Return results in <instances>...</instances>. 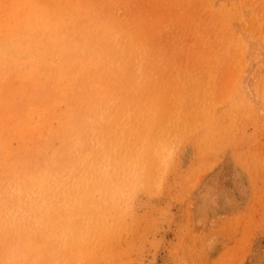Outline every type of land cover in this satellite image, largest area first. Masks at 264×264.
Wrapping results in <instances>:
<instances>
[{"label":"rangeland","instance_id":"obj_1","mask_svg":"<svg viewBox=\"0 0 264 264\" xmlns=\"http://www.w3.org/2000/svg\"><path fill=\"white\" fill-rule=\"evenodd\" d=\"M59 3L64 8V12L70 15V20L68 22V32L64 38V41H62V48L67 51L65 54V64L72 66L70 69H73L77 76L76 82L68 88L67 95L65 96L66 98L63 97V99L65 98V101L63 104H61V107L64 108V110L68 108L67 110H70L69 114L71 113V118L69 119L70 123H67V125L69 124L70 127L66 126L68 128H64L65 130L62 137L60 136L59 138L58 136L54 135V130L49 129L48 127H45V130H39L40 127L38 128V126L35 124L36 122L31 118V116H33L31 115V111H43L45 109L47 111H51L54 108V105H59L58 96H56L58 95L57 89H55L56 87L53 86V83L48 82L43 78L40 79L37 77V75L35 76V79L32 80V78L28 75L27 69H24V71L21 72L20 68L22 65L21 67H17L14 63L15 61L5 64V68L0 69V129H3L1 130L2 133L0 131V149L1 147L3 149L0 151V200L4 199V201H0V217L1 215L3 216L0 218V263L56 264L57 262V264H264V0H59ZM242 11H247L249 16L247 15V12L244 14ZM192 24L194 26H192ZM116 26L118 28H116ZM89 29L92 31H99V36L96 37V34H91ZM141 29L144 31L142 32ZM239 29L243 30L240 31ZM87 33H89V38L91 39V44L89 45L91 46V50H97L99 55L96 52H87V56L80 59L79 53H77L75 49L71 48L70 45L73 43V41L79 39L77 38L79 34ZM142 33L145 34L142 35ZM151 33L153 35H151ZM113 34L115 35L113 36ZM120 35L123 39L120 38ZM146 35H149V37ZM136 38L137 40L135 41ZM140 40L142 42H140ZM132 41L135 42L133 43ZM129 42L130 44H128ZM148 45L149 49H147ZM140 46L142 47L140 48ZM119 49L121 53L119 52ZM137 49L138 51H136ZM125 50L128 54L125 53ZM33 51L35 52L34 47ZM126 56H128L127 59ZM88 58H91L90 61ZM105 60L107 65L105 64ZM123 60L125 62L127 61L128 63H125ZM165 60L166 62L164 64ZM109 62H111V64H109ZM88 63L90 65H88ZM13 70L16 72L13 73ZM129 70L131 74L129 73ZM120 73L123 75L127 74V76H123ZM146 73H149V75ZM229 73H231V75ZM115 75L118 80L116 79ZM134 79L136 81H134ZM193 79L195 80L193 81ZM229 79H231V81ZM111 81H113V83ZM139 81L143 86L139 84ZM177 82L178 84H176ZM32 83L35 86L31 85ZM230 83L232 85L229 86ZM102 84L103 86H101ZM148 84L151 85L148 86ZM120 85L123 86L120 87ZM170 86H172V88ZM168 87L176 91V93H174L173 90H169ZM223 88L225 90H223ZM231 89H234L233 94ZM137 91L141 93L138 94ZM227 91L230 92L228 93ZM112 94L114 97H116V99L113 98ZM132 94H135V97H132ZM173 94L175 95L173 96ZM216 94L217 96H222L219 98L216 97ZM128 95H130L131 98ZM213 95L215 97H213ZM160 97L163 99L161 100ZM197 99H200L199 101L202 99L203 100L199 104ZM120 101L123 103H120ZM125 101L127 102L125 103ZM147 101L152 102L149 103V105ZM172 101L174 102L172 103ZM222 101L226 102L223 103ZM140 102L142 103L140 104ZM169 102L170 104H166ZM105 103L107 104L106 107ZM190 105H192L191 108ZM234 106L237 108H234ZM103 107L105 108L103 109ZM238 107L240 109L243 107L245 108L240 111ZM108 108L110 110H108ZM188 108L190 109L188 110ZM201 108L203 110H201ZM206 108H208L210 111L208 109L207 111ZM173 109L175 111H179L175 112ZM125 110L128 113L125 112V114ZM226 110L228 112H226ZM247 110L249 112H247ZM165 111L166 113H164ZM181 111L184 112L182 113ZM11 114L14 116V118ZM104 114L106 116H104ZM174 114L176 115L177 119L175 118ZM199 114L202 116L200 117ZM227 114L229 115L226 117ZM232 114H236V116L233 115L232 117ZM157 115L159 116V120ZM181 115L184 119L181 117ZM130 116H132V118ZM145 116H147V118ZM166 117L170 122L172 121L173 123L167 124L169 121ZM104 118L108 119L105 120ZM126 118L128 119L126 120ZM119 119L121 120L119 121ZM225 121L229 122L230 124ZM118 122H121V125L120 123L117 124ZM123 122L128 124H124L125 126H123ZM133 122L136 124H133ZM153 122H156V125ZM18 123L19 126L17 125ZM224 124L227 126H224ZM166 125H169L171 128L167 127ZM211 125L216 129L209 127ZM218 125L219 127H217ZM230 125L231 127H229ZM234 125H237V127ZM142 126H146L148 128L145 127L144 129ZM114 127L116 129L115 131ZM116 127L121 128H119L120 130L118 129V131ZM137 127L140 128V130H138ZM176 127L177 129H175ZM226 127H228L227 130ZM8 128H10V130ZM192 128L194 129L193 132H191L193 130ZM222 128H225V132L222 130ZM237 128H239V130ZM131 129L135 130L133 131L134 134L131 133ZM220 129L222 130L221 132ZM149 130L151 131L152 135H150ZM103 131L105 134H103ZM122 131L125 134H123ZM227 131H231L232 133L230 134ZM234 132L237 133L234 134ZM147 133L149 134L147 135ZM51 134L53 135V138ZM133 135L136 136L134 139ZM55 136L59 138V141L56 140L57 138H55ZM94 136H97V139ZM112 136H114L113 139H110ZM149 137L152 140L155 139L154 143L152 140L150 141ZM82 138H86V140H82ZM93 138H95V140ZM108 138L110 140H108ZM186 138H188V140ZM123 139L124 141L121 142ZM76 141L80 142L78 143ZM96 141L98 143L100 142L101 145ZM65 142L68 143V152L71 150L69 153L64 151L62 148V145H64ZM89 142L90 144H88ZM143 143L145 145H143ZM117 144H119V146ZM103 146L109 147H107L108 149L104 148L109 151V155L106 154L107 151L103 149ZM114 146H117V148ZM120 146L122 148L124 146V148L122 149ZM177 146L179 148H177ZM94 150H96L95 153ZM125 150L128 153L125 152ZM92 155L94 156L91 158ZM85 157H87L86 159L88 161L85 159ZM120 157H122V159ZM124 157L126 164L125 160L123 159ZM149 157L152 158V161ZM116 159H120L119 161H123L124 164ZM128 159L130 160L128 161ZM101 160H103V163ZM169 160H171V162ZM25 161L29 162L27 163ZM145 161H147L148 164ZM136 163H138L140 167ZM68 165H70L68 167L69 169L67 168ZM94 165H96V167H94ZM153 166L155 167L152 168ZM33 167L35 168L34 170ZM15 168H19L20 170L18 169L16 171ZM76 168L77 170H75ZM147 169L148 171L146 172L145 170ZM87 170H90V173ZM106 170L107 174L105 173ZM21 171L23 172L21 173ZM98 171L99 174L95 173ZM65 172L68 173L69 176ZM79 172H81V174H79ZM116 172L118 174H116ZM102 174L105 176L103 177ZM136 174L138 176H136ZM74 175H76L77 178H75L76 176ZM82 175L85 178H83ZM107 175H109V177H107ZM111 175H113L115 178L113 177L112 179ZM147 175L151 178H149ZM20 176L22 178H20ZM98 177L100 179H98ZM23 179L26 180L24 181ZM109 179H112V181ZM14 180H17V182ZM99 181L101 182L99 183ZM21 182L24 183L21 184ZM126 182L128 184H126ZM62 183H64V186ZM33 186H35V188H33ZM74 186L78 190H76ZM95 186H97V188ZM156 186L157 188L160 187L159 190H157ZM58 187H60L59 192H57L59 190ZM92 187L93 189H89ZM111 190L113 193H110ZM4 191L7 194L10 192V194H8L9 196H7ZM73 192L74 195H72ZM93 192H96L97 195L96 193L93 194ZM51 193L52 195L54 194V197L51 195ZM121 193L124 194L121 195ZM134 194L135 197L133 196ZM36 195L40 196L37 197ZM69 195L72 196L70 197ZM24 196H26V198ZM44 198L45 201L43 200ZM121 198L122 200H120ZM74 200L75 202L73 203ZM8 201H10V203L12 202V205L9 204ZM16 201L17 203H15ZM26 201L30 204V206L27 205L28 203ZM38 201L39 203H37ZM95 201L97 203H95ZM103 201H106L107 203ZM83 203L85 204L83 205ZM91 204L94 210L96 209L95 211H97L95 212V217H97V219L98 216L101 217L103 224L101 223L100 229L96 230L97 233H95L96 231H94V234L92 232V238L89 245L85 244V246L82 243L78 245L71 239L68 234V230L72 226H76L82 233L90 229L89 224L91 220L89 216L91 214L87 216L84 214V212L85 209ZM51 205H53L52 207L55 210L50 209ZM15 206L19 208L20 212ZM31 206L33 209L37 207L42 210L36 208L34 211H32L33 209L30 208ZM47 206L48 208H46ZM59 207H61V209ZM122 209H124L125 212ZM16 212L18 216L16 215ZM25 213L26 215H24ZM35 213L37 214L35 215ZM123 213H125V217L127 215L126 218L123 217ZM30 216H35V219ZM15 217H17L18 221ZM22 217H24V219ZM17 224L20 226H17ZM24 224L25 226H23ZM118 225L121 227H118ZM25 230H28V232ZM119 230L123 234L120 233ZM40 234L41 237H39ZM30 235L32 236L30 237ZM43 235H45V237ZM47 235H50L51 237L49 236L46 238ZM58 238H61L62 240H58ZM4 241L6 242L5 244ZM1 242L3 246H1ZM50 243H52V246ZM57 243H59V246H57ZM60 243L62 245H60ZM12 244L15 245V247ZM37 247L38 250L36 249ZM48 248L51 249L48 250ZM101 249H103L102 252H100ZM1 252L3 254H1ZM98 254L99 257H96ZM97 258L100 259L97 260Z\"/></svg>","mask_w":264,"mask_h":264},{"label":"bare ground","instance_id":"obj_2","mask_svg":"<svg viewBox=\"0 0 264 264\" xmlns=\"http://www.w3.org/2000/svg\"><path fill=\"white\" fill-rule=\"evenodd\" d=\"M223 1V0H222ZM77 2V1H76ZM91 2V1H90ZM231 2V1H230ZM236 2H238V1H236ZM239 2H241V1H239ZM247 2V1H246ZM232 3V2H231ZM242 3V2H241ZM76 4V3H75ZM149 4V3H148ZM177 4V3H176ZM214 4H215V2H214ZM236 5V4H235ZM253 5V4H252ZM241 6V5H240ZM250 6V5H249ZM101 7V6H100ZM258 7V6H257ZM190 8V7H189ZM225 8V7H224ZM228 8V7H227ZM240 8H242V7H240ZM239 8V9H240ZM247 8V7H246ZM163 9V8H162ZM238 9V10H239ZM209 11V10H208ZM221 11V10H220ZM244 14H245V12H247V11H242ZM106 13V12H105ZM151 13V12H150ZM158 13V12H157ZM185 14V13H184ZM223 14V13H222ZM237 14V13H236ZM106 15V14H105ZM160 15V14H159ZM183 15V14H182ZM188 15V14H187ZM233 15V14H232ZM247 15H248V12H247ZM251 15V14H250ZM70 15L69 14H66L65 12H64V8L61 6V4L59 3V0H0V69H2V68H5L4 66H5V64H7V63H11V62H13V61H15L14 63H15V65L17 66V67H21V65H22V67L20 68V70H21V72L22 71H24V69H27V71H28V75L32 78V80H34L35 79V76L37 75V77L38 78H40V79H46V81H48V82H51V83H53V86L54 87H56L55 89H57V93H58V95H56V96H58V101H59V105H57V106H55L54 105V108L51 110V111H47L46 109L45 110H43V111H39V110H34V111H31V115H33V116H31V118L33 119V121H35L36 123V125L38 126V128H39V130L40 129H44L45 127H48L49 129H52V130H54L53 131V133H54V135H56V136H58L59 138H60V136L62 137V135H63V133H64V128L66 127V126H69V124L67 125V123L70 121L69 119L71 118V113L69 114V111L70 110H64V108H62L61 107V104H63L64 103V101H65V96L67 95V92H68V88L69 87H71L75 82H76V80H77V76H76V72L73 70V69H70V68H72V66H70L69 64H65V61H66V57H65V54H66V50L64 49V48H62V41H64V38H65V36H66V34H67V32H68V22H69V20H70V17H69ZM95 16V15H94ZM249 16V15H248ZM256 16V15H255ZM254 16V17H255ZM172 17V16H171ZM236 17V16H235ZM103 18V17H102ZM181 18V17H180ZM230 18H231V16H230ZM242 18V17H241ZM240 18V19H241ZM244 18V17H243ZM136 19H137V17H136ZM155 19V18H154ZM256 19V18H255ZM172 20H174V19H172ZM233 20V19H232ZM235 20V19H234ZM254 20V19H253ZM176 21H177V19H176ZM189 21V20H188ZM188 21H186V22H188ZM190 21H191V19H190ZM230 21V20H229ZM245 21V20H244ZM243 21V22H244ZM250 22V21H249ZM254 22H255V20H254ZM113 23V22H112ZM130 23V22H129ZM144 23V22H143ZM168 23V22H167ZM256 23V22H255ZM180 24V23H179ZM182 24V23H181ZM250 24V23H249ZM102 25V24H101ZM140 25H143V24H140ZM183 25V24H182ZM244 25V24H243ZM247 25H248V23H247ZM252 25V24H251ZM176 26V25H175ZM174 26V27H175ZM192 26H194L193 24H192ZM196 26V25H195ZM234 26H235V24H234ZM249 26V25H248ZM255 26V25H254ZM188 27V26H187ZM238 27V26H237ZM251 27V26H250ZM249 27V28H250ZM116 28H118L117 26H116ZM139 28V27H138ZM223 28V27H222ZM143 29H145V28H143ZM162 29V28H161ZM181 29V28H180ZM245 29V28H244ZM123 30V29H122ZM121 30V31H122ZM142 30V29H141ZM240 30V29H239ZM243 30V29H242ZM242 30H240V31H242ZM248 30V29H247ZM255 30V29H254ZM89 31H90V33L91 34H96L97 36L96 37H98L99 36V31H97V30H95V31H92V30H90L89 29ZM107 31H108V29H107ZM115 31H117V30H115ZM144 30H142V32H143ZM230 31H232V30H230ZM120 32V31H119ZM131 32H133V31H131ZM131 32H130V34H131ZM184 32V31H183ZM263 32V31H262ZM243 33V32H242ZM245 33V32H244ZM102 34V33H101ZM125 34V33H124ZM127 34H129V33H127ZM143 34H145V33H142V35ZM149 34V33H148ZM186 34V33H185ZM193 34V33H192ZM201 34V33H200ZM237 34V33H236ZM257 34V33H256ZM115 34H113V36H114ZM132 35H133V33H132ZM151 35H153L152 33H151ZM186 35H188V34H186ZM194 35V34H193ZM197 35V34H196ZM242 35V34H241ZM146 36H148L149 37V35H146ZM184 36V35H183ZM195 36V35H194ZM212 36H213V34H212ZM111 37V36H110ZM125 37V36H124ZM144 37V36H143ZM182 37V36H181ZM77 38H79V39H77L76 41H73V43L70 45L71 46V48H73V49H75L76 51H77V53H79V57H80V59H82V58H84L85 56H87V52H96L98 55H99V53H98V51L97 50H91V46H89L91 43V39L89 38V33H87V34H79V36L77 37ZM115 38H118V37H115ZM120 38L121 39H123L122 38V36L120 35ZM120 38H118V39H120ZM132 38H133V36H132ZM162 38H164V37H162ZM188 38V37H187ZM190 38V37H189ZM241 38V37H240ZM113 39V38H112ZM117 39V40H118ZM184 39V38H183ZM133 40V39H132ZM137 40V38L135 39V41ZM192 40V39H191ZM60 41H61V43H60ZM128 41V40H127ZM126 41V42H127ZM131 41V40H130ZM135 41H132L133 43L135 42ZM162 41H163V39H162ZM184 41V40H183ZM193 41V40H192ZM93 42H94V40H93ZM97 42H98V40H97ZM113 42V41H112ZM140 42H142L141 40H140ZM173 42V41H172ZM198 42V41H197ZM214 42V41H213ZM243 42V41H242ZM247 42H250V41H247ZM145 43V42H144ZM150 43V42H149ZM188 43V42H187ZM195 43V42H194ZM193 43V44H194ZM207 43V42H206ZM114 44V43H113ZM128 44H130V42L128 43ZM139 44V43H138ZM181 44V43H180ZM250 44V43H249ZM254 44V43H253ZM256 44V43H255ZM60 45H61V47H60ZM95 45V44H94ZM110 45V44H109ZM115 45H117V44H115ZM127 45V44H126ZM135 45V44H134ZM142 45V44H141ZM112 46H114V45H112ZM144 46V45H143ZM178 46V45H177ZM243 46V45H242ZM33 47L35 48V52L33 51ZM125 47V46H124ZM142 46H140V48H141ZM161 47V46H160ZM196 47V46H195ZM217 47V46H216ZM70 48V49H71ZM98 48V47H97ZM111 48H114V47H111ZM174 48V47H173ZM172 48V49H173ZM181 48V47H180ZM190 48V47H189ZM189 48H187V49H189ZM215 48V47H214ZM252 48V47H251ZM118 49V48H117ZM126 49V48H125ZM135 49V48H134ZM146 49V48H145ZM147 49H149V45H148V48ZM185 49H186V47H185ZM253 49H255V48H253ZM264 49V48H263ZM74 50V51H75ZM130 50H131V48H130ZM166 50V49H165ZM177 50V49H176ZM178 50H180V49H178ZM184 50V49H183ZM136 51H138V49L136 50ZM135 51V52H136ZM160 51H161V49H160ZM167 51H168V49H167ZM170 51V50H169ZM241 51H242V49H241ZM240 51V52H241ZM249 51V50H248ZM252 51V50H251ZM111 52V51H110ZM114 52V51H113ZM119 52H120V49H119ZM149 52V51H148ZM166 52V51H165ZM184 52V51H183ZM121 53V52H120ZM125 53H127L126 52V50H125ZM146 53H147V51H146ZM220 53V52H219ZM122 54H123V51H122ZM128 54V53H127ZM140 54V53H139ZM142 54V53H141ZM171 54V53H170ZM108 55V54H107ZM119 55V54H118ZM117 55V56H118ZM126 55V54H125ZM133 55V54H132ZM143 55V54H142ZM191 55V54H190ZM212 55V54H211ZM91 56V55H90ZM123 56V55H122ZM145 56V55H144ZM148 56V55H147ZM247 56H248V54H247ZM73 57V56H72ZM103 57H105V56H103ZM119 57H120V55H119ZM127 57L128 56H126V59H127ZM132 57V56H131ZM169 57V56H168ZM183 57V56H182ZM208 57V56H207ZM101 58V57H100ZM109 58V57H108ZM135 58V57H134ZM137 58V57H136ZM139 58V57H138ZM142 58V57H141ZM151 58V57H150ZM164 58V57H163ZM209 58V57H208ZM89 59V61H90V59L91 58H88ZM157 59V58H156ZM120 60H122V59H120ZM146 60V59H145ZM169 60V59H168ZM209 60V59H208ZM57 61V62H56ZM104 61V60H103ZM124 61V60H123ZM129 61V60H128ZM144 61V60H143ZM155 61V60H154ZM162 61V60H161ZM101 62V61H100ZM125 62V61H124ZM127 62V61H126ZM125 62V63H126ZM131 62H133V61H131ZM138 62V61H137ZM136 62V63H137ZM146 62H147V60H146ZM165 62H166V60L164 61V64H165ZM210 62V61H209ZM122 63V62H121ZM128 63V62H127ZM130 63V62H129ZM152 63V62H151ZM105 64H106V60H105ZM104 64V65H105ZM109 64H111V62H109ZM118 64V63H117ZM138 64V63H137ZM136 64V65H137ZM252 64V63H251ZM10 65V64H9ZM88 65H90L89 63H88ZM107 65V64H106ZM122 65V64H121ZM125 65H127V64H125ZM133 65H134V63H133ZM130 66V65H129ZM128 66V67H129ZM140 66H142V65H140ZM10 67H12V66H10ZM120 67V66H119ZM126 67V66H125ZM138 67V66H137ZM149 67V66H148ZM170 67V66H169ZM168 67V68H169ZM217 67V66H216ZM16 68V67H15ZM121 68H123V67H121ZM121 68H118V69H121ZM135 68V67H134ZM168 68H166V69H168ZM229 68V67H228ZM82 69V68H81ZM137 69V68H136ZM184 69V68H183ZM217 69V68H216ZM128 70V69H127ZM133 70H135V69H133ZM160 70H162V69H160ZM239 70V69H238ZM257 70V69H256ZM125 71H126V69H125ZM136 71V70H135ZM154 71V70H153ZM234 71V70H233ZM11 72V71H10ZM14 72H16V71H14L13 70V73ZM120 72V71H119ZM124 72V71H123ZM127 72V71H126ZM126 72H124V73H126ZM162 72V71H161ZM237 72V71H236ZM55 73V74H54ZM129 73L131 74V72H130V70H129ZM154 73V72H153ZM259 73V72H258ZM257 73V74H258ZM7 74H8V72H7ZM11 74V73H10ZM117 74V73H116ZM120 74H122V73H120ZM147 74V73H146ZM230 75H231V73H229ZM257 74H256V76H257ZM54 75V76H53ZM123 75V74H122ZM121 75V76H122ZM125 75V74H124ZM123 75V76H124ZM147 75H149V73L147 74ZM146 75V76H147ZM125 76H127V74L125 75ZM130 76V75H129ZM133 76H134V74H133ZM157 76V75H156ZM5 77V76H4ZM36 77V78H37ZM115 77H116V75H115ZM120 77V76H119ZM137 77V76H136ZM160 77V76H159ZM237 77V76H236ZM19 78H20V76H19ZM18 78V79H19ZM145 78H147V77H145ZM251 78V77H250ZM261 78V77H260ZM23 79V78H22ZM108 79V78H107ZM116 79L118 80V78L116 77ZM132 79V78H131ZM130 79V80H131ZM138 79V78H137ZM153 79V78H152ZM161 79V78H160ZM160 79H159V81H160ZM209 79H211V78H209ZM3 80V79H2ZM1 80V81H2ZM105 80H106V78H105ZM186 80H187V78H186ZM195 79H193V81H194ZM213 80V79H212ZM212 80H211V82H212ZM230 81H231V79H229ZM237 80V79H236ZM250 80V79H249ZM261 80V79H260ZM134 81H136L135 79H134ZM138 81V80H137ZM156 81V80H155ZM163 81V80H162ZM229 81V82H230ZM235 81V80H234ZM31 82V81H30ZM34 82V81H33ZM38 82V81H37ZM101 82H103V81H101ZM109 82V81H108ZM112 83H113V81H111ZM173 82V81H172ZM190 82V81H189ZM39 83V82H38ZM138 83V82H137ZM137 83H135V84H137ZM150 83V82H149ZM232 83V82H231ZM229 84V86L230 85H232V84ZM264 83V82H263ZM29 84V83H28ZM37 84V83H36ZM93 84V83H92ZM134 84V85H135ZM139 84L140 85H142L141 83H140V81H139ZM143 84H144V82H143ZM151 84H152V82H151ZM150 84V85H151ZM176 84H178V82L176 83ZM246 84V83H245ZM244 84V85H245ZM30 85V84H29ZM31 85H33V83L31 84ZM114 85H115V83H114ZM140 85H138V86H140ZM149 84H148V86H150ZM159 85V84H158ZM223 85H224V82H223ZM236 85V84H235ZM260 85V84H259ZM33 86H35V85H33ZM101 86H103V84L101 85ZM121 86H123V85H120V87ZM125 86V85H124ZM136 86V85H135ZM143 86V85H142ZM145 86V85H144ZM27 87V86H26ZM115 87V86H114ZM119 87V86H118ZM145 87H147V86H145ZM171 88H172V86H170ZM170 87H168L169 88V90H173V89H170ZM177 87H178V85H177ZM225 87V86H224ZM134 88V87H133ZM138 88V87H137ZM176 88V87H175ZM183 88V87H182ZM181 88V89H182ZM54 89V90H55ZM121 89H123V88H121ZM136 89V88H135ZM143 89V88H142ZM165 89V88H164ZM178 89V88H177ZM207 89V88H206ZM234 89H235V87H234ZM233 89V90H234ZM129 90V89H128ZM128 90H126V91H128ZM150 90V89H149ZM152 90V89H151ZM155 90V89H154ZM163 90V89H162ZM165 90H167V89H165ZM180 90V89H179ZM223 90H225L224 88H223ZM233 90L231 89V91H232V94H233ZM103 91H104V89H103ZM112 91V90H111ZM124 91V90H123ZM131 91V90H130ZM140 91V90H139ZM144 91V90H143ZM142 91V92H143ZM156 91H157V89H156ZM156 91H155V93H156ZM158 91H159V89H158ZM174 91V90H173ZM222 91V90H221ZM252 91V90H251ZM133 92H135V91H133ZM138 92V91H137ZM228 92V91H227ZM230 92V91H229ZM228 92V93H229ZM126 93V92H125ZM130 93V92H129ZM136 93V92H135ZM141 92H138V94H140ZM166 93V92H165ZM168 93V92H167ZM174 93H176V91H174ZM186 93H187V91H186ZM190 93V92H189ZM206 93V92H205ZM204 93V94H205ZM223 93V92H222ZM115 94V93H114ZM147 94V93H146ZM146 94H145V96H146ZM226 94V93H225ZM224 94V95H225ZM49 95H51V94H49ZM135 94H132V97L134 96ZM148 95V94H147ZM152 95H154V94H152ZM155 95H157V94H155ZM166 95V94H165ZM175 94H173V96H174ZM177 95V94H176ZM193 95V94H192ZM202 95V94H201ZM200 95V96H201ZM206 95V94H205ZM209 95V94H208ZM215 95V94H214ZM213 95V97H215ZM112 96H113V94H112ZM129 97H130V95H128ZM127 96V97H128ZM144 96V95H143ZM149 96V95H148ZM189 96H190V94H189ZM194 96V95H193ZM207 96V95H206ZM209 96H211V95H209ZM220 96H222V95H220ZM220 96H217V94H216V97H219L220 98ZM63 97H65L64 99H63ZM128 97V98H129ZM135 97V96H134ZM142 97V96H141ZM157 97V96H156ZM156 97H155V99H156ZM169 97V96H168ZM246 97V96H245ZM113 98H115L116 99V97H114L113 96ZM118 98V97H117ZM120 98V97H119ZM123 98V97H122ZM131 98V97H130ZM136 98H138V97H136ZM152 98V97H151ZM161 98V97H160ZM171 98V97H170ZM193 98V97H192ZM202 98V97H201ZM206 98V97H205ZM209 98V97H208ZM236 98V97H235ZM54 99V98H53ZM91 99V98H90ZM140 99V98H139ZM138 99V100H139ZM142 99H143V97H142ZM141 99V100H142ZM146 99V98H145ZM154 99V100H155ZM163 98H161V100H162ZM204 99V98H203ZM202 99V100H203ZM210 99H211V97H210ZM209 99V100H210ZM228 99H229V97H228ZM118 100V99H117ZM125 100V99H124ZM127 100V99H126ZM131 100V99H130ZM140 100V101H141ZM177 100V99H176ZM198 100V99H197ZM200 100V99H199ZM198 100V101H199ZM201 100V101H202ZM218 100V99H217ZM221 100V99H220ZM237 100V99H236ZM251 100V99H250ZM20 101V100H19ZM160 101V100H159ZM158 101V102H159ZM164 101V100H163ZM180 101H181V99H180ZM197 101V102H198ZM201 101H199V104H200V102ZM206 101V100H205ZM231 101V100H230ZM102 102V101H101ZM122 101H120V103H121ZM127 101H125V103H126ZM133 102H134V99H133ZM148 102V101H147ZM152 102V101H151ZM151 102H148V104L149 103H151ZM165 102V101H164ZM168 102V101H167ZM174 101H172V103H173ZM223 102V101H222ZM221 102V103H222ZM224 102H226V101H224ZM223 102V103H224ZM246 102V101H245ZM123 103V102H122ZM130 103V102H129ZM139 103V102H138ZM142 102H140V104H141ZM157 103V102H156ZM172 103H171V105H172ZM175 103H179V102H175ZM189 103V102H188ZM58 104V103H57ZM106 104V103H105ZM113 104H115V103H113ZM117 104L119 105V103L117 102ZM135 104H136V102H135ZM166 104H170V102L169 103H166ZM190 104V103H189ZM196 104H198V103H196ZM211 104V103H210ZM217 104V103H216ZM239 104V103H238ZM65 105V104H64ZM67 105V104H66ZM124 105V104H123ZM130 105V104H129ZM147 105V104H146ZM150 105V104H149ZM155 105V104H154ZM162 105V104H161ZM183 105H184V103H183ZM193 105V104H192ZM192 105H190V108H191V106ZM195 105V104H194ZM206 105V104H205ZM212 105V104H211ZM214 105V104H213ZM226 105V104H225ZM229 105V104H228ZM247 105V104H246ZM74 106V105H73ZM76 106V105H75ZM107 106V104L105 105V107ZM137 106H138V104H137ZM177 106V105H176ZM181 106V105H180ZM179 106V107H180ZM199 106V105H198ZM207 106V105H206ZM231 106L233 107V105L231 104ZM45 107V106H44ZM72 107V106H71ZM105 107H103V109L105 108ZM128 107V106H127ZM132 107V106H131ZM130 107V108H131ZM135 107H136V105H135ZM139 107H141V106H139ZM149 107V106H148ZM147 107V108H148ZM189 107V106H188ZM195 107H196V105H195ZM215 107H217V106H215ZM218 107H220V106H218ZM231 107V108H232ZM241 107V106H240ZM246 107V106H245ZM245 107H243V108H245ZM99 108V107H98ZM111 108V107H110ZM134 108V107H133ZM143 108H145V107H143ZM146 108V109H147ZM190 108H188V110L190 109ZM203 108V107H202ZM201 108V110H203ZM213 108V107H212ZM230 108V109H231ZM234 108H237V107H235L234 106ZM239 108V107H238ZM242 108V109H243ZM141 109V108H140ZM161 109V108H160ZM180 109V108H179ZM182 109V108H181ZM193 109V108H192ZM208 108H206V110H207ZM225 109V108H224ZM223 109V110H224ZM228 109H229V107H228ZM233 109V108H232ZM240 109V108H239ZM238 109V110H239ZM242 109H240V111H242ZM107 110V109H106ZM108 110H110L109 108H108ZM111 110H115V109H111ZM136 110H137V108H136ZM143 110V109H142ZM149 110V109H148ZM151 110V109H150ZM158 110V109H157ZM174 110V109H173ZM195 110V109H194ZM209 110V109H208ZM207 110V111H208ZM244 110H246V109H244ZM103 111V110H102ZM123 111V110H122ZM122 111H120V112H122ZM175 111V110H174ZM179 111V110H178ZM178 111H175V112H178ZM185 111V110H184ZM184 111H181L182 113L184 112ZM210 111V110H209ZM230 111H232V110H230ZM229 111V112H230ZM239 111V112H240ZM249 111H250V109H249ZM248 110H247V112H249ZM112 112V111H111ZM115 112V111H114ZM126 112V110L124 111V113ZM133 112H134V110H133ZM139 112H143V111H139ZM144 112H148V111H144ZM150 112V111H149ZM152 112V111H151ZM157 112V111H156ZM163 112V111H162ZM161 112V113H162ZM167 112H168V110H167ZM196 112V111H195ZM194 112V113H195ZM225 112V111H224ZM226 112H228L227 110H226ZM105 113H107V112H105ZM116 113V112H115ZM126 113H128V112H126ZM125 113V114H126ZM129 113H130V111H129ZM138 113V112H137ZM164 113H166V111L164 112ZM202 113V112H201ZM215 113V112H214ZM246 113V112H245ZM17 114V113H16ZM34 114H36V115H34ZM125 114H123V115H125ZM134 114V113H133ZM171 114H173V113H171ZM176 114V113H175ZM174 114V115H175ZM186 114V113H185ZM196 114V113H195ZM203 114V113H202ZM208 114V113H207ZM220 114V113H219ZM231 114V113H230ZM242 114V113H241ZM2 115V114H1ZM7 115V114H6ZM12 115V114H11ZM120 115V114H119ZM130 115V114H129ZM137 115V114H136ZM141 115V114H140ZM146 115H147V113H146ZM150 115H152V114H150ZM178 115V114H177ZM184 115V114H183ZM190 115H192V114H190ZM197 115V114H196ZM195 115V116H196ZM204 115V114H203ZM213 115V114H212ZM217 115V114H216ZM229 114H227L226 115V117L228 116ZM233 115H235L236 116V114H232V117H233ZM240 115V114H239ZM245 115V114H244ZM250 115V114H249ZM104 116H106L105 114H104ZM139 116V115H138ZM137 116V117H138ZM158 116V115H157ZM171 116V115H170ZM179 116H180V114H179ZM199 116H200V114H199ZM202 116V115H201ZM200 116V117H201ZM222 116V115H221ZM242 116H243V114H242ZM6 117H8V116H6ZM12 117L14 118V116L12 115ZM100 117V116H99ZM119 117H121V116H119ZM131 118H132V116H130ZM136 117V116H135ZM141 117H142V115H141ZM146 118H147V116H145ZM150 117V116H149ZM172 117V116H171ZM174 117V116H173ZM181 117L183 118V116L181 115ZM214 117V116H213ZM212 117V118H213ZM215 117H217V116H215ZM2 118V117H1ZM10 118V117H9ZM19 118V117H18ZM109 118H110V116H109ZM144 118V117H143ZM154 118V117H153ZM158 118V120H159V116L157 117ZM167 118V117H166ZM170 118V117H169ZM175 118H176V115H175ZM179 118V117H178ZM191 118V117H190ZM192 118H194V117H192ZM221 118V117H220ZM224 118V117H223ZM238 118V117H237ZM236 118V119H237ZM4 119V118H3ZM7 119V118H6ZM23 119V118H22ZM22 119H21V121H22ZM105 119V118H104ZM108 119V118H107ZM107 119H105V120H107ZM123 119V118H122ZM128 118H126V120H127ZM136 119V118H135ZM141 119V118H140ZM168 119V118H167ZM177 119V118H176ZM175 119V120H176ZM184 119V118H183ZM202 119V118H201ZM203 119H204V117H203ZM226 119V118H225ZM235 119V118H234ZM234 119H232V120H234ZM1 120V119H0ZM121 119H119V121H120ZM125 120V119H124ZM125 120V121H126ZM150 120V119H149ZM157 120V119H156ZM156 120H154V121H156ZM166 120V119H165ZM173 120V119H172ZM194 120V119H193ZM192 120V121H193ZM200 120V119H199ZM220 120V119H219ZM227 120V119H226ZM238 120V119H237ZM236 120V121H237ZM252 120V119H251ZM25 121V120H24ZM131 121V120H130ZM142 121V120H141ZM161 121H164V120H161ZM168 121H169V119H168ZM174 121V120H173ZM195 121V120H194ZM194 121H193V123H194ZM201 121V120H200ZM218 121V120H217ZM221 121V120H220ZM246 121H247V119H246ZM8 122H10V121H8ZM127 122V121H126ZM124 123L123 122V126H125L124 124H128V123ZM136 122V121H135ZM135 122H133V124L135 123ZM143 122H144V120H143ZM142 122V123H143ZM151 122V121H150ZM176 122H177V120H176ZM181 122H182V120H181ZM189 122V121H188ZM202 122V121H201ZM225 122H227V121H225ZM238 122V121H237ZM243 122H244V120H243ZM11 123V122H10ZM26 123H27V121H26ZM26 123H25V125H26ZM28 123H29V119H28ZM34 123V122H33ZM70 123V122H69ZM120 123V125H121V122H118L117 124H119ZM154 123V122H153ZM169 123H173L172 121L170 122H168L167 124H169ZM190 123V122H189ZM200 123V122H199ZM227 123H229V122H227ZM227 123H225V124H227ZM235 123V122H234ZM2 124V123H1ZM34 124V125H35ZM136 124V123H135ZM146 124H147V122H146ZM155 125H156V122L154 123ZM179 124V123H178ZM185 124H186V122H185ZM184 124V125H185ZM195 124V123H194ZM198 124V123H197ZM216 124V123H215ZM224 124V126H227V125H225ZM230 124V123H229ZM232 124V123H231ZM245 124V123H244ZM3 125V124H2ZM18 126H19V123L17 124ZM30 125V124H29ZM94 125V124H93ZM143 125H144V123H143ZM150 125V124H149ZM148 125V126H149ZM171 125H173V124H171ZM177 125V124H176ZM207 125V124H206ZM217 125V124H216ZM220 125V124H219ZM219 125L217 126V127H219ZM222 125V124H221ZM31 126V125H30ZM110 126V125H109ZM116 126V125H115ZM137 126H138V124H137ZM160 126V125H159ZM167 126V125H166ZM187 126V125H186ZM235 127H237V125H234ZM234 126H233V128H234ZM3 127V126H2ZM16 127V126H15ZM25 127V126H24ZM26 127H27V125H26ZM70 127V126H69ZM112 127V126H111ZM129 127V126H128ZM144 129H145V127L144 126H142ZM141 127V128H142ZM150 127H151V125H150ZM167 127H169V128H171L169 125L167 126ZM185 127V126H184ZM195 127V126H194ZM209 127H213L212 125L211 126H209ZM223 127V126H222ZM229 127H231V125L229 126ZM11 128V127H10ZM10 128H8L9 130H10ZM19 128H22V127H19ZM36 128V127H35ZM37 128V129H38ZM66 128H68V127H66ZM113 128V127H112ZM117 128V127H116ZM119 128H121V127H119ZM119 128H117V130L119 129ZM138 128V127H137ZM146 128H148V127H146ZM156 128V127H155ZM173 128H174V126H173ZM189 128H190V126H189ZM213 128H215V127H213ZM227 128L228 127H226V130H227ZM12 129V128H11ZM24 129H27V128H24ZM91 129V128H90ZM102 129H104V128H102ZM124 129V128H123ZM134 129H135V127H134ZM151 129V128H150ZM161 129H162V127H161ZM175 129H177V127L175 128ZM193 129V128H192ZM216 129V128H215ZM214 129V130H215ZM225 128H222V130H224ZM230 129V128H229ZM238 130H239V128H237ZM1 130H3V129H0V131ZM13 130V129H12ZM23 130V129H22ZM21 130V131H22ZM45 130V129H44ZM116 129H115V127H114V131H115ZM120 130V129H119ZM118 130V131H119ZM132 130V132L131 133H133V131H135V130H133V129H131ZM138 130H140V128H138ZM142 130V129H141ZM152 130V129H151ZM190 130H191V128H190ZM221 129H220V132L222 131ZM232 130V129H231ZM34 131V130H33ZM36 131H38V130H36ZM35 131V132H36ZM49 131V130H48ZM84 131V130H83ZM125 131V130H124ZM129 131V130H128ZM137 131V130H136ZM150 131V130H149ZM170 131H171V129H170ZM194 131V129L191 131V132H193ZM202 131H204V130H202ZM217 131H219V130H217ZM20 132V131H19ZM43 132V131H42ZM80 132V131H79ZM146 132H147V130H146ZM154 132V131H153ZM161 132V131H160ZM174 132H175V130H174ZM184 132H185V130H184ZM188 132V131H187ZM211 132V131H210ZM215 132V131H214ZM219 132V133H220ZM224 132H225V130H224ZM228 132V131H227ZM226 132V133H227ZM241 132V131H240ZM1 133H2V131H1ZM0 133V134H1ZM118 133V132H117ZM122 133H123V131H122ZM141 133H144V132H141ZM186 133V132H185ZM212 133V132H211ZM223 133V132H222ZM228 133H232L231 131L230 132H228ZM235 133H237V132H234V134ZM35 134H37V133H35ZM49 134V133H48ZM103 134H105L104 133V131H103ZM114 134V133H113ZM120 134V133H119ZM123 134H125V133H123ZM122 134V135H123ZM128 134V133H127ZM134 134V133H133ZM149 133H147V135H148ZM177 134V133H176ZM175 134V135H176ZM200 134H202V133H200ZM199 134V135H200ZM221 134V133H220ZM52 135V134H51ZM78 135V134H77ZM101 135H102V133H101ZM131 135V134H130ZM137 135H139V134H137ZM150 135H152L151 134V131H150ZM174 135V136H175ZM178 135V134H177ZM184 135V134H183ZM193 135V134H192ZM198 135V136H199ZM203 135V134H202ZM55 136V138H57ZM82 136V135H81ZM124 136V135H123ZM140 136H141V134H140ZM162 136V135H161ZM173 136V137H174ZM189 136V135H188ZM227 136H229V135H227ZM41 137V136H40ZM95 137V136H94ZM97 137V136H96ZM95 137V138H96ZM104 137V136H103ZM102 137V138H103ZM113 137L114 136H112L110 139H113ZM122 137V136H121ZM134 137H136L135 135H133V139H134ZM144 137H146V136H144ZM226 137V136H225ZM52 138H53V135H52ZM51 138V139H52ZM59 138H57L56 140L57 141H59ZM76 138V137H75ZM95 138H93L94 140H95ZM197 138V137H196ZM72 139V138H71ZM74 139V138H73ZM97 139V138H96ZM109 138H108V140H110ZM137 139V138H136ZM149 139H150V137H149ZM178 139V138H177ZM187 140H188V138H186ZM185 139V140H186ZM221 139V138H220ZM1 140V139H0ZM78 140V139H77ZM82 140H86V138L84 139V138H82ZM93 140V141H94ZM120 140V139H119ZM131 140V139H130ZM144 140V139H143ZM152 139H150V141H151ZM155 140V139H154ZM154 140H152L153 141V143H154ZM171 140V139H170ZM179 140V139H178ZM190 140V139H189ZM199 140H201V139H199ZM213 140V139H212ZM112 141V140H111ZM116 141H117V139H116ZM124 141V139L121 141V142H123ZM137 141V140H136ZM141 141V140H140ZM149 141V140H148ZM181 141V140H180ZM184 141V140H183ZM75 142V141H74ZM76 142H78V141H76ZM80 142V141H79ZM78 142V143H79ZM97 142V141H96ZM104 142V141H103ZM120 142V143H121ZM132 142V141H131ZM201 142V141H200ZM92 143V142H91ZM98 143V142H97ZM105 143V142H104ZM113 143V142H112ZM119 143V142H118ZM130 143V142H129ZM133 143V142H132ZM150 143V142H149ZM176 143V142H175ZM57 144V143H56ZM88 144H90V142L88 143ZM94 144V143H93ZM98 144H100V142L98 143ZM114 144V143H113ZM112 144V145H113ZM136 144V143H135ZM134 144V145H135ZM174 144V143H173ZM179 144V143H178ZM178 144H176V145H178ZM3 145H5V144H3ZM95 145V144H94ZM101 145V144H100ZM104 145V144H103ZM115 145V144H114ZM118 146H119V144H117ZM125 145H126V143H125ZM124 145V146H125ZM130 145H131V143H130ZM139 145H141V144H139ZM143 145H145L144 143H143ZM151 145V144H150ZM176 145H173V146H176ZM199 145V144H198ZM75 146V145H74ZM87 146H89V145H87ZM90 146H92V145H90ZM124 146H123V148H124ZM147 146H149V145H147ZM147 146H146V149H147ZM50 147V146H49ZM108 147V146H107ZM107 147H104L103 146V149L104 148H107ZM115 148H117V146H114ZM121 147V146H120ZM131 147V146H130ZM151 147V146H150ZM149 147V148H150ZM52 148V147H51ZM55 148V147H54ZM62 148H63V150L64 151H67V153H69L68 152V143H64V145H62ZM99 148V147H98ZM109 148V147H108ZM107 148V149H108ZM122 148V147H121ZM122 148V149H123ZM127 148V147H126ZM135 148V147H134ZM152 148H153V145H152ZM154 148H156V147H154ZM177 148H179L178 146H177ZM176 148V149H177ZM1 149H2V147H1ZM1 149H0V151H1ZM85 149V148H84ZM91 149V148H90ZM121 149V150H122ZM131 149V148H130ZM139 149V148H138ZM137 149V150H138ZM175 149V148H174ZM3 150V149H2ZM10 150V149H9ZM48 150H49V148H48ZM97 150V149H96ZM96 150H94V153H95V151ZM105 151H107L106 152V154H108L109 153V151L108 150H106V149H104ZM173 150V149H172ZM51 151V150H50ZM55 151V150H54ZM83 151V150H82ZM101 151H102V148H101ZM130 151V150H129ZM134 151V150H133ZM149 151V150H148ZM151 151V150H150ZM45 152H46V150H45ZM48 152V151H47ZM87 152H88V150H87ZM90 152H91V150H90ZM104 152V151H103ZM103 152H101V153H103ZM125 152H127L126 150H125ZM2 153V152H1ZM6 153H7V151H6ZM67 153H66V155H67ZM83 153V152H82ZM93 153V154H94ZM99 153H100V150H99ZM128 153V152H127ZM130 153V152H129ZM139 153V152H138ZM142 153V152H141ZM170 153V152H169ZM176 153V152H175ZM4 154V153H3ZM8 154V153H7ZM13 154V153H12ZM40 154V153H39ZM54 154V153H53ZM61 154V153H60ZM85 154H87V153H85ZM118 154V153H117ZM125 154V153H124ZM136 154V153H135ZM146 154V153H145ZM156 154V153H155ZM4 155H6V154H4ZM20 155V154H19ZM88 155V154H87ZM97 155V154H96ZM109 155V154H108ZM116 155V154H115ZM128 155V154H127ZM131 155H132V153H131ZM139 155V154H138ZM150 155V154H149ZM21 156V155H20ZM47 156V155H46ZM50 156V155H49ZM79 156H80V154H79ZM85 156V155H84ZM94 155H92L91 156V158L93 157ZM102 156H105V155H102ZM101 156V157H102ZM113 156H114V154H113ZM121 156V155H120ZM147 156V155H146ZM159 156V155H158ZM157 156V157H158ZM161 156V155H160ZM3 157V156H2ZM58 157V156H57ZM67 157V156H66ZM69 157V156H68ZM88 157V156H87ZM87 157H85V159L87 158ZM109 157V156H108ZM110 157H111V153H110ZM132 157V156H131ZM163 157V156H162ZM176 157V156H175ZM5 158H6V156H5ZM53 158V157H52ZM103 158V157H102ZM106 158V157H105ZM117 158V157H116ZM121 159H122V157H120ZM130 158V157H129ZM133 158V157H132ZM150 158V160L152 159L151 157H149ZM18 159V158H17ZM49 159V158H48ZM79 159V158H78ZM124 160H125V157L123 158ZM164 159V158H163ZM170 159V158H169ZM172 159H174V158H172ZM5 160V159H4ZM6 160H7V158H6ZM9 160V159H8ZM28 160V159H27ZM33 160V159H32ZM41 160V159H40ZM50 160H51V158H50ZM82 160V159H81ZM80 160V161H81ZM87 160V159H86ZM85 160V161H86ZM111 160V159H110ZM116 160H120V159H116ZM130 159H128V161H129ZM155 160V159H154ZM158 160H159V158H158ZM77 161V160H76ZM85 161H83V162H85ZM88 161V160H87ZM94 161V160H93ZM108 161V160H107ZM118 161H117V163H118ZM127 161V162H128ZM140 161V160H139ZM152 161V160H151ZM157 161V160H156ZM170 162H171V160H169ZM25 162H29V161H25ZM31 162V161H30ZM36 162V161H35ZM101 162L103 163V160H101ZM119 162H122L123 163V161H119ZM147 164H148V162L147 161H145ZM161 162V161H160ZM1 163V162H0ZM20 163H22V162H20ZM19 163V164H20ZM32 163H34V162H32ZM87 163V162H86ZM85 163V164H86ZM98 163V162H97ZM102 163H101V165H102ZM112 163V162H111ZM114 163H115V161H114ZM121 163V164H122ZM131 163V162H130ZM134 163V162H133ZM154 163V162H153ZM157 163H158V161H157ZM23 164V163H22ZM54 164V163H53ZM89 164V163H88ZM91 164V163H90ZM108 164V163H107ZM124 164V163H123ZM125 164H126V160H125ZM137 165H138V163H136ZM135 164V165H136ZM34 165H36V164H34ZM33 165V166H34ZM46 165V164H45ZM71 165V164H70ZM70 165H68L67 166V168L70 166ZM80 165V164H79ZM92 165V164H91ZM91 165H88V166H91ZM99 165V164H98ZM105 165V164H104ZM112 165V164H111ZM115 165V164H114ZM113 165V166H114ZM155 165H157V164H155ZM4 166V165H3ZM12 166H14V165H12ZM18 166V165H17ZM24 166V165H23ZM26 166V165H25ZM74 166V165H73ZM80 166H82V165H80ZM86 166V165H85ZM103 166V165H102ZM106 166V165H105ZM117 166V165H116ZM123 166V165H122ZM139 166V165H138ZM145 166H147V165H145ZM169 166V165H168ZM5 167V166H4ZM15 167V166H14ZM19 167V166H18ZM35 167V166H34ZM33 167V170L35 169ZM46 167V166H45ZM94 167H96V165H94ZM98 167V166H97ZM109 167V166H108ZM120 167H121V165H120ZM124 167H126V166H124ZM131 167V166H130ZM135 167V166H134ZM133 167V168H134ZM140 167V166H139ZM155 166H153L152 168H154ZM171 167V166H170ZM10 168H11V166H10ZM81 168V167H80ZM111 168V167H110ZM113 168V167H112ZM119 168V167H118ZM144 168V167H143ZM148 168V167H147ZM16 169V168H15ZM19 169V168H18ZM18 169H16V171L18 170ZM26 169V168H25ZM63 169V168H62ZM69 169V168H68ZM72 169H73V167H72ZM79 169V168H78ZM83 169V168H82ZM88 169H89V167H88ZM120 169V168H119ZM139 169V168H138ZM149 169V168H148ZM148 169L147 170H145L146 172L148 171ZM168 169H169V167H168ZM20 170V169H19ZM21 170H23V169H21ZM29 170H30V166H29ZM75 170H77V168L75 169ZM91 170H92V167H91ZM96 170V169H95ZM99 170V169H98ZM118 170V169H117ZM116 170V171H117ZM127 170H129V169H127ZM126 170V171H127ZM131 170V169H130ZM150 170V169H149ZM156 170V169H155ZM7 171H10V170H7ZM12 171V170H11ZM14 171V170H13ZM24 171V170H23ZM23 171H21V173L23 172ZM64 171V170H63ZM70 171H71V169H70ZM79 171V170H78ZM88 172L90 171V170H87ZM97 171V170H96ZM100 171V170H99ZM99 171L98 172H95V173H97V174H99ZM103 171V170H102ZM136 171H137V169H136ZM157 171V170H156ZM15 172V171H14ZM45 172H46V169H45ZM67 172V171H66ZM65 172V173H66ZM86 172V171H85ZM94 172V171H93ZM101 172V171H100ZM114 172V171H113ZM121 172V171H120ZM125 172V171H124ZM128 172H130V171H128ZM153 172V171H152ZM151 172V173H152ZM167 172V171H166ZM17 173V172H16ZM59 173V172H58ZM57 173V174H58ZM90 173V172H89ZM105 173L107 174V170L105 171ZM144 173V172H143ZM142 173V174H143ZM165 173V172H164ZM40 174V173H39ZM60 174V173H59ZM62 174V173H61ZM67 175H68V173H66ZM79 174H81V172H79ZM84 174H86V173H84ZM83 174V175H84ZM116 174H118L117 172H116ZM132 174V173H131ZM158 174V173H157ZM166 174H168V173H166ZM165 174V175H166ZM44 175H45V173H44ZM63 175V174H62ZM82 175V176H83ZM103 175V174H102ZM101 175V176H102ZM115 175V174H114ZM122 175V174H121ZM149 175H150V173H149ZM151 175H153V174H151ZM164 175V176H165ZM16 176V175H15ZM23 176H25V175H23ZM57 176V175H56ZM69 176V175H68ZM74 176H76V175H74ZM73 176V177H74ZM79 176V175H78ZM91 176V175H90ZM97 176V175H96ZM105 175H103V177H104ZM112 176V179H113V175H111ZM110 176V177H111ZM118 176V175H117ZM136 176H138L137 174H136ZM135 176V177H136ZM148 176V175H147ZM27 177V176H26ZM30 177V176H29ZM52 177V176H51ZM54 177H55V175H54ZM95 177V176H94ZM107 177H109V175H107ZM122 177V176H121ZM149 178H151L150 176H148ZM162 177V176H161ZM20 178H22L21 176H20ZM19 178V179H20ZM45 178V177H44ZM48 178V177H47ZM49 178H50V175H49ZM70 178V177H69ZM75 178H77V176L75 177ZM74 178V179H75ZM83 178H85L84 176H83ZM87 178V177H86ZM115 178V177H114ZM138 178V177H137ZM167 178V177H166ZM16 179H17V177H16ZM27 179H28V177H27ZM34 179V178H33ZM39 179V178H38ZM37 179V180H38ZM43 179V178H42ZM55 179H57V178H55ZM62 179V178H61ZM61 179H60V181H61ZM81 179V178H80ZM88 179V178H87ZM96 179V178H95ZM98 179H100L99 177H98ZM105 179V178H104ZM112 179H109V180H111L112 181ZM13 180V179H12ZM24 180V179H23ZM26 180V179H25ZM24 180V181H25ZM45 180H46V178H45ZM53 180H54V178H53ZM53 180H52V183H53ZM65 180H67V179H65ZM64 180V181H65ZM72 180V179H71ZM77 180V179H76ZM86 180V179H85ZM120 180H122V179H120ZM130 180H131V177H130ZM133 180V179H132ZM163 180V179H162ZM15 182H17V180H14ZM41 181V180H40ZM44 181V180H43ZM79 181V180H78ZM90 181V180H89ZM95 181V180H94ZM93 181V182H94ZM104 181V180H103ZM110 181V182H111ZM124 181H126V180H124ZM146 181H147V179H146ZM164 181V180H163ZM19 182V181H18ZM31 182V181H30ZM47 182V181H46ZM48 182H49V180H48ZM55 182V181H54ZM71 182H73V181H71ZM83 182V181H82ZM101 181H99V183H100ZM107 182V181H106ZM109 182V183H110ZM118 182H120V181H118ZM128 182H130V181H128ZM24 182H21V184H23ZM32 183V182H31ZM36 183V182H35ZM78 183V182H77ZM96 184H98L97 182H95ZM105 183V182H104ZM112 183V182H111ZM111 183H110V185H111ZM64 183H62V185H63ZM69 184V183H68ZM81 184V183H80ZM113 184V183H112ZM119 184V183H118ZM126 184H128L127 182H126ZM133 184V183H132ZM16 185V184H15ZM14 185V186H15ZM33 185V184H32ZM55 185V184H54ZM58 185V184H57ZM56 185V186H57ZM67 185V184H66ZM74 185V184H73ZM73 185H71V186H73ZM86 185H87V183H86ZM90 185L92 186V184L90 183ZM95 185V184H94ZM109 185V186H110ZM120 185V184H119ZM6 186H9V185H6ZM13 186V187H14ZM64 186V185H63ZM62 186V187H63ZM70 186V187H71ZM79 186V185H78ZM82 186V185H81ZM98 186V185H97ZM97 186H95L96 188H97ZM122 186V185H121ZM26 187V186H25ZM75 187V186H74ZM86 187V186H85ZM84 187V188H85ZM100 187V186H99ZM98 187V188H99ZM104 187H105V185H104ZM111 187V186H110ZM118 187V186H117ZM127 187V186H126ZM143 187V186H142ZM20 188V187H19ZM33 188H35V186H33ZM47 188H48V186H47ZM52 188V187H51ZM60 187H58V189H59ZM64 188V187H63ZM73 188V187H72ZM101 188V187H100ZM107 188V187H106ZM114 188H115V186H114ZM120 188V187H119ZM123 188V187H122ZM121 188V189H122ZM130 188V187H129ZM156 188H157V186H156ZM159 188L160 187H158L157 188V190H159ZM25 189V188H24ZM32 189V188H31ZM42 189V188H41ZM69 189V188H68ZM67 189V190H68ZM75 189H76V187H75ZM88 189V188H87ZM89 189H93V187L92 188H89ZM116 189V188H115ZM126 189V188H125ZM143 189V188H142ZM23 190V189H22ZM21 190V191H22ZM38 190V189H37ZM40 190V189H39ZM51 190V189H50ZM53 190V189H52ZM64 190V189H63ZM62 190V191H63ZM76 190H78V189H76ZM75 190V191H76ZM84 190V189H83ZM82 190V191H83ZM106 190V189H105ZM104 190V191H105ZM113 190V189H112ZM112 190H111V192L110 193H113L112 192ZM128 190H130V189H128ZM127 190V191H128ZM146 190V189H145ZM15 191V190H14ZM20 191V190H19ZM26 191H27V189H26ZM25 191V192H26ZM29 191V190H28ZM46 191V190H45ZM56 191V190H55ZM60 191V189L57 191V192H59ZM72 191V190H71ZM93 191V190H92ZM102 191V190H101ZM117 191V190H116ZM147 191V190H146ZM5 192V191H4ZM9 192V191H8ZM12 192V191H11ZM24 192V191H23ZM30 192V191H29ZM41 192V191H40ZM44 192V191H43ZM48 192V191H47ZM50 192V191H49ZM54 192V191H53ZM52 192V193H53ZM67 192V191H66ZM89 192V191H88ZM97 192V191H96ZM95 192V193H96ZM141 192H142V190H141ZM155 192V191H154ZM6 193V192H5ZM33 193H36V192H33ZM32 193V194H33ZM52 193H51V195H52ZM63 193V192H62ZM69 193H71V192H69ZM80 193H82V192H80ZM85 193V192H84ZM94 192H93V194H95ZM109 193V192H108ZM118 193V192H117ZM145 193H147V192H145ZM149 193V192H148ZM2 194V193H1ZM7 194V193H6ZM8 194H10V192L8 193ZM7 194V196H9ZM14 194H15V192H14ZM19 194V193H18ZM40 194V193H39ZM46 194V193H45ZM68 194V193H67ZM76 194V193H75ZM105 194V193H104ZM122 194H124V193H121V195ZM143 194H144V192H143ZM152 194V193H151ZM60 195V194H59ZM72 195H74V192H73V194ZM71 195V196H72ZM79 195H81V194H79ZM85 195V194H84ZM96 195H97V193H96ZM108 195V194H107ZM129 195V194H128ZM35 196V195H34ZM37 196V195H36ZM40 196V195H39ZM39 196H37V197H39ZM50 196V195H49ZM48 196V197H49ZM53 197H54V194L52 195ZM57 196V195H56ZM70 196V195H69ZM68 196V197H69ZM70 196V197H71ZM113 196V195H112ZM111 196V197H112ZM134 197H135V194L133 195ZM147 196H148V194H147ZM1 197H3V196H1ZM11 197V196H10ZM12 197H13V195H12ZM25 198H26V196H24ZM32 197V196H31ZM30 197V198H31ZM36 197V198H37ZM43 197V196H42ZM47 197V196H46ZM65 197H67V196H65ZM79 197H81V196H79ZM92 197H93V195H92ZM91 197V198H92ZM106 197V196H105ZM119 197V196H118ZM137 197V196H136ZM8 198V197H7ZM14 198V197H13ZM19 198V197H18ZM62 198V197H61ZM87 198V197H86ZM94 198V197H93ZM103 198H104V196H103ZM115 198V197H114ZM128 198V197H127ZM6 199V198H5ZM20 199V198H19ZM32 199V198H31ZM34 199V198H33ZM42 199V198H41ZM49 199V198H48ZM51 199V198H50ZM74 199V198H73ZM83 199V198H82ZM81 199V200H82ZM100 199V198H99ZM108 199V198H107ZM106 199V200H107ZM117 199V198H116ZM129 199V198H128ZM128 199H127V201H128ZM133 199V198H132ZM3 201H4V199H2ZM2 200H0V201H2ZM8 200V199H7ZM7 200H5V201H7ZM15 200V199H14ZM44 201H45V198L43 199ZM63 200H64V195H63ZM62 200V201H63ZM92 200V199H91ZM95 200V199H94ZM120 200H122V198L120 199ZM130 200H131V198H130ZM134 200H136V199H134ZM20 201V200H19ZM30 201V200H29ZM47 201H49V200H47ZM55 201V200H54ZM90 201V200H89ZM9 202V204H11L10 203V201H8ZM21 202H22V200H21ZM27 202V201H26ZM34 202V201H33ZM43 202V201H42ZM60 202V201H59ZM59 202H57V203H59ZM69 202H70V200H69ZM75 202V200L73 201V203ZM85 202H86V200H85ZM101 202H102V200H101ZM103 202H105V203H107L106 201H103ZM124 202H126V201H124ZM15 203H17V201L15 202ZM28 203V202H27ZM37 203H39V201L37 202ZM40 203H41V201H40ZM48 203V202H47ZM52 203H53V200H52ZM56 203V202H55ZM54 203V204H55ZM92 203H93V201H92ZM95 203H97L96 201H95ZM36 204V203H35ZM42 204V203H41ZM49 204V203H48ZM79 204L81 205V203L79 202ZM85 203H83V205H84ZM94 204V203H93ZM100 204V203H99ZM136 204V203H135ZM7 205V204H6ZM12 205V204H11ZM15 205V204H14ZM18 205V204H17ZM16 205V206H17ZM27 205H29L30 206V204L28 203ZM26 205V206H27ZM69 205V204H68ZM72 205V204H71ZM75 205V204H74ZM96 205V204H95ZM111 205V204H110ZM109 205V206H110ZM3 206V205H2ZM15 206V207H16ZM53 205H51V208L50 209H53V207H52ZM60 206V205H59ZM99 206V205H98ZM101 206H103V205H101ZM107 206H108V204H107ZM136 206V205H135ZM236 206V205H235ZM18 207V206H17ZM16 207V208H17ZM36 207V206H35ZM40 207V206H39ZM50 207V206H49ZM55 207V206H54ZM58 207V206H57ZM111 207V206H110ZM127 207V206H126ZM1 208H3V207H1ZM21 208V207H20ZM28 208V207H27ZM31 209H33L32 208V206L30 207ZM37 208V207H36ZM36 208H34L32 211H34ZM45 208V207H44ZM46 208H48V206L46 207ZM45 208V209H46ZM60 209H61V207H59ZM71 208V207H70ZM83 208V207H82ZM101 208H103V207H101ZM120 208V207H119ZM135 208V207H134ZM7 209V208H6ZM8 209H11V208H8ZM15 209V208H14ZM22 209H23V207H22ZM29 209V208H28ZM30 209V210H31ZM37 209H40V208H37ZM88 209V210H87ZM99 209V208H98ZM97 209V210H98ZM107 209V208H106ZM125 209V208H124ZM124 209H122L124 212H125V210ZM3 210V209H2ZM16 210V209H15ZM17 210H19V208H17ZM16 210V211H17ZM26 210V209H25ZM40 210H42V209H40ZM53 210H55V209H53ZM96 210V209H95ZM94 210V208H93V206H92V204L88 207V208H86L85 209V212H84V214L85 215H87V216H89L90 214V216H89V218H90V220H91V222H90V224H89V226H90V229L89 230H86V232H84V233H82V232H80L79 230L80 229H78L76 226H72L69 230H68V234H69V236L71 237V239L73 240V241H75L78 245H80L81 243L83 244V245H89L90 244V240H91V238H92V232H93V234H94V231H96V230H99L100 229V225H101V223H102V220H101V217H99L98 216V219H97V217H95V212H97V211H95ZM108 210V209H107ZM117 210H118V208H117ZM129 210V209H128ZM4 211V210H3ZM29 211V210H28ZM28 211H27V213H28ZM44 211V210H43ZM42 211V212H43ZM48 211V210H47ZM99 211V210H98ZM111 211V210H110ZM19 212H20V210H19ZM23 212H25V211H23ZM30 212V211H29ZM39 212V211H38ZM46 212V211H45ZM44 212V213H45ZM50 212V211H49ZM55 212V211H54ZM58 212V211H57ZM101 212V211H100ZM99 212V213H100ZM108 212V211H107ZM106 212V213H107ZM5 213V212H4ZM8 213H9V210H8ZM11 213V212H10ZM59 213V212H58ZM57 213V214H58ZM120 213V212H119ZM1 214H3V213H1ZM12 214V213H11ZM23 214V213H22ZM31 214V213H30ZM29 214V215H30ZM37 213H35V215H36ZM50 214H52V213H50ZM98 214V213H97ZM104 214V213H103ZM102 214V215H103ZM108 214V213H107ZM125 213H123V215H124ZM5 215V214H4ZM9 215V214H8ZM13 215H14V213H13ZM16 215H17V212H16ZM24 215H26V213L24 214ZM28 215V216H29ZM45 215V214H44ZM43 215V216H44ZM109 215H110V213H109ZM118 215V214H117ZM7 216V215H6ZM18 216V215H17ZM23 216V215H22ZM40 216V215H39ZM38 216V217H39ZM55 216V215H54ZM104 216V215H103ZM3 216L1 215V217L0 218H2ZM11 217V216H10ZM30 217H32V218H34L33 216H30ZM41 217V216H40ZM39 217V218H40ZM52 217V216H51ZM113 217H114V215H113ZM118 217V216H117ZM123 217H125V215L123 216ZM126 217H127V215H126ZM125 217V218H126ZM7 218V217H6ZM5 218V219H6ZM16 219H17V217H15ZM23 219H24V217H22ZM47 218V217H46ZM49 218H50V215H49ZM84 218V217H83ZM105 218V217H104ZM115 218V217H114ZM113 218V219H114ZM121 218V217H120ZM124 218V219H125ZM4 219V218H3ZM20 219V218H19ZM35 219V218H34ZM45 219V218H44ZM110 219V218H109ZM21 220V219H20ZM30 220V219H29ZM32 220V219H31ZM38 220V219H37ZM49 220V219H48ZM13 221H14V219H13ZM17 221H18V219H17ZM23 221V220H22ZM25 221V220H24ZM27 221V220H26ZM40 221V220H39ZM53 221H55V220H53ZM94 221H96V222H94ZM106 222V221H105ZM15 223V222H14ZM24 223V222H23ZM33 223V222H32ZM38 223V222H37ZM118 223V222H117ZM120 223V222H119ZM123 223H124V220H123ZM27 224V223H26ZM83 224V223H82ZM87 224V223H86ZM103 224V223H102ZM112 224V223H111ZM110 224V225H111ZM2 225V224H1ZM6 225V224H5ZM13 225V224H12ZM19 224H17V226H18ZM108 225H109V223H108ZM120 225H122V224H120ZM126 225V224H125ZM125 225H123V226H125ZM20 226V225H19ZM23 226H25V224L23 225ZM32 226H34V225H32ZM40 226H41V223H40ZM39 226V227H40ZM48 226V225H47ZM59 226V225H58ZM87 226V225H86ZM102 226H104V225H102ZM115 226V225H114ZM123 226H122V229H123ZM35 227V226H34ZM46 227V226H45ZM60 227V226H59ZM118 227H121V226H119L118 225ZM117 227V228H118ZM10 228V227H9ZM41 228V227H40ZM43 228H44V226H43ZM47 228V227H46ZM50 228V227H49ZM104 228H106V227H104ZM19 229V228H18ZM28 229V228H27ZM34 229H36V228H34ZM33 229V230H34ZM67 229H68V227H67ZM119 229V228H118ZM129 229V228H128ZM128 229H126V230H128ZM37 230V229H36ZM22 231V230H21ZM26 231V230H25ZM122 231V230H121ZM10 232H11V229H10ZM26 232H28V230L26 231ZM33 232V231H32ZM36 232V231H35ZM38 232V231H37ZM119 232H120V230H119ZM4 233V232H3ZM15 233V232H14ZM19 233V232H18ZM95 233H97V231L95 232ZM120 233H122V232H120ZM119 233V234H120ZM28 234H30V233H28ZM45 234V233H44ZM49 234V233H48ZM101 234V233H100ZM123 234V233H122ZM11 235V234H10ZM39 235V234H38ZM46 235V234H45ZM45 235H43L44 237H45ZM108 235H109V233H108ZM116 235V234H115ZM14 236V235H13ZM28 236V235H27ZM32 235H30V237H31ZM34 236V235H33ZM50 236V235H49ZM48 235L46 236V238L47 237H49ZM65 236V235H64ZM98 236H99V234H98ZM36 237H38V236H36ZM35 237V238H36ZM39 237H41V234H40V236ZM51 237V236H50ZM62 237V236H61ZM110 237V236H109ZM13 238V237H12ZM11 238V239H12ZM29 238V237H28ZM43 238V237H42ZM66 238V237H65ZM1 239V238H0ZM3 239V238H2ZM14 239V238H13ZM19 239V238H18ZM51 239V238H50ZM49 239V240H50ZM59 239H61V238H58V240ZM70 239V238H69ZM105 239V238H104ZM43 240H44V238H43ZM52 240V239H51ZM50 240V241H51ZM62 240V239H61ZM112 240H114V239H112ZM6 241V240H5ZM4 241V244L6 243ZM46 241H48V240H46ZM55 241V240H54ZM65 241V240H64ZM108 241H109V239H108ZM3 242V241H2ZM2 242H1V246H3L2 245ZM41 242H42V240H41ZM61 242V241H60ZM113 242V241H112ZM35 243V242H34ZM46 243V242H45ZM55 243V242H54ZM67 243V242H66ZM39 244V243H38ZM59 243H57V246H59L58 245ZM9 245V244H8ZM13 245V244H12ZM50 245L52 246V243H50ZM60 245H62L61 243H60ZM85 245V246H86ZM14 247H15V245H13ZM18 246H19V244H18ZM42 246V245H41ZM46 246V245H45ZM49 246V245H48ZM103 246V245H102ZM106 246V245H105ZM9 247V246H8ZM35 247V246H34ZM104 247V246H103ZM22 248H24V247H22ZM52 248V247H51ZM51 248H48V250L49 249H51ZM63 248V247H62ZM112 248V247H111ZM0 249H1V247H0ZM37 250H38V247L36 248ZM46 249V248H45ZM66 249V248H65ZM109 249V248H108ZM107 249V250H108ZM31 250V249H30ZM36 250V251H37ZM54 250V249H53ZM102 250L103 249H101L100 250V252H102ZM106 250V251H107ZM105 251V252H106ZM41 252H43V251H41ZM40 252V253H41ZM46 252V251H45ZM52 252V251H51ZM56 252V251H55ZM63 252H65V251H63ZM16 253V252H15ZM44 253V252H43ZM43 253H42V255H43ZM59 253H60V251H59ZM1 254H3L2 252H1ZM70 254H71V252H70ZM7 255V254H6ZM33 255V254H32ZM34 255H35V253H34ZM64 255V254H63ZM100 255H101V253H100ZM22 256V255H21ZM91 256V255H90ZM34 257V256H33ZM32 257V258H33ZM57 257V256H56ZM96 257H99V254L98 255H96ZM96 257H95V259H96ZM101 257V256H100ZM31 258V257H30ZM83 258H84V256H83ZM91 258V257H90ZM6 259V258H5ZM94 259V260H95ZM98 259H100V258H97V260ZM2 260V259H1ZM29 260V259H28ZM88 260V259H87ZM3 261V260H2ZM75 261V260H74ZM90 261V260H89ZM88 261V262H89ZM1 262V261H0ZM80 262V261H79ZM78 262V263H79ZM86 262V261H85ZM92 262V261H91ZM22 263V262H21ZM1 264V263H0ZM7 264V263H6ZM49 264V263H48ZM56 264H57V262H56ZM64 264V263H63ZM79 264H81V263H79ZM93 264V263H92Z\"/></svg>","mask_w":264,"mask_h":264}]
</instances>
